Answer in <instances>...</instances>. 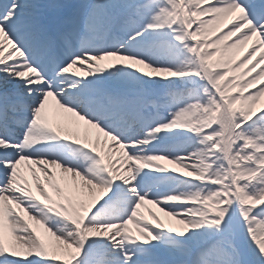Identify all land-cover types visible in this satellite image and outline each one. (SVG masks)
I'll list each match as a JSON object with an SVG mask.
<instances>
[{"label": "snow or ice", "instance_id": "6c2138e0", "mask_svg": "<svg viewBox=\"0 0 264 264\" xmlns=\"http://www.w3.org/2000/svg\"><path fill=\"white\" fill-rule=\"evenodd\" d=\"M262 101L264 0H0V264H264Z\"/></svg>", "mask_w": 264, "mask_h": 264}, {"label": "bare ground", "instance_id": "6f19581e", "mask_svg": "<svg viewBox=\"0 0 264 264\" xmlns=\"http://www.w3.org/2000/svg\"><path fill=\"white\" fill-rule=\"evenodd\" d=\"M249 44H251V42H249ZM245 47H248V46H245ZM169 165H170V164H169ZM170 167H175V166H174V165H170ZM153 208H154V209H153ZM151 209H152L153 211L155 210L156 212H158V214H160L161 216H163V213H160L159 209L156 208L154 205H151ZM147 210H148V209H146V210L144 209V212L146 213ZM147 212H148V211H147ZM163 217H164V216H163ZM163 217H162V219H164V218H165L166 220L169 219V218H167V217H164V218H163ZM173 223H174V222H173Z\"/></svg>", "mask_w": 264, "mask_h": 264}, {"label": "rangeland", "instance_id": "374dc122", "mask_svg": "<svg viewBox=\"0 0 264 264\" xmlns=\"http://www.w3.org/2000/svg\"><path fill=\"white\" fill-rule=\"evenodd\" d=\"M262 102H264V101H262ZM155 211V210H154ZM157 214H158V212H157ZM158 215H160V214H158ZM161 216V215H160ZM163 216H161V218H162ZM164 218V217H163ZM150 219H151V217H150ZM165 219V218H164Z\"/></svg>", "mask_w": 264, "mask_h": 264}]
</instances>
